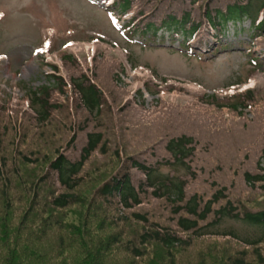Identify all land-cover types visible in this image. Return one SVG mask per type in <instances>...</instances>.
I'll return each instance as SVG.
<instances>
[{
    "label": "rangeland",
    "instance_id": "obj_1",
    "mask_svg": "<svg viewBox=\"0 0 264 264\" xmlns=\"http://www.w3.org/2000/svg\"><path fill=\"white\" fill-rule=\"evenodd\" d=\"M109 1L0 0V182L7 179L4 187L12 192L10 208H2L1 217L8 234L27 253L16 259L20 264H46V256L40 261L37 257L57 244L56 225L75 223L90 228L101 248L110 233L126 234L118 252H104L101 260L91 253L100 264H132L131 260L133 264H231L240 254L249 264H264V259L256 260L254 247L223 235L251 240L260 229L227 217L202 231L214 235L193 238L186 247L167 251L147 243L141 245L138 259L125 253L139 241L138 230L151 229L150 225L186 236L175 227L172 206L163 200L142 197L135 212L149 216L144 225L97 193L120 169L134 171L129 158L147 156L148 151H143L147 146L171 135L183 132L195 142L190 163L195 177L188 180L187 195L196 193L205 200L214 182L227 187L238 210L264 207V190H245L241 176L243 170L255 172L257 155L264 148V42L250 36L246 19L228 22L216 39L209 38L192 53L178 47L180 35L184 37L180 31L176 38L162 28L141 38L130 37L121 28L124 17L118 18L116 10L102 3ZM108 11L115 25L109 23ZM249 56L256 58V67ZM70 76L86 77L101 93L98 114L84 110ZM43 88L47 90L44 118L32 100ZM90 132L101 133L102 143L84 163L82 182L70 192L78 201L54 209L50 200L65 190L55 182L48 163L58 153L77 158ZM225 148L230 152L222 154ZM159 171L162 176L170 172ZM30 203L36 211L32 215L27 214ZM46 211L55 218L56 213L62 216L45 220ZM66 232L75 236L78 229ZM257 248L263 254L264 242ZM75 252L73 258L68 251L63 256L82 257Z\"/></svg>",
    "mask_w": 264,
    "mask_h": 264
},
{
    "label": "trees",
    "instance_id": "obj_2",
    "mask_svg": "<svg viewBox=\"0 0 264 264\" xmlns=\"http://www.w3.org/2000/svg\"><path fill=\"white\" fill-rule=\"evenodd\" d=\"M111 6L115 7L119 13L128 16L127 26L131 31H138L141 34L145 32L154 34L157 29L162 28L169 30L170 35L178 34L180 31L184 38L191 41L190 43H187L186 40L182 41L181 45H185V47L204 46L209 38L216 39L228 22H242L243 19L248 20V28L252 30L250 36L254 38V41L257 43L264 42V36H262L264 33V0H111ZM247 46L246 48L250 47V45ZM249 57V62L256 67L258 65L256 58ZM51 69L55 71L54 68ZM55 79L56 82L59 80L58 84L59 82L62 83V80L56 75ZM69 79L74 85L84 110L88 113L98 114L101 109V93L95 85L90 81L88 82L84 76L80 78L70 76ZM249 91L247 89L246 93ZM39 92L40 95H38L39 93L34 94L32 100L37 101V111L44 118L46 114L43 112V108L46 107L45 95L47 90L43 88ZM40 96L43 100L40 99ZM213 98L214 96L210 97V99ZM241 98H243L242 94ZM220 107L222 109L228 106L220 105ZM231 107L235 108L236 105ZM100 143H102L101 133H87L85 144L80 149L77 158H70L58 153L49 161L48 169L55 182L65 190V192L54 195L50 200L52 208L61 210L78 201V199L76 200L77 197L70 192L82 182L79 177L80 171ZM100 149L103 150V146L100 145ZM145 150L148 151L147 156L129 158V165L130 168L134 169L133 172L120 169L115 176L97 188V193L104 196L106 200L113 201L120 210L127 212L133 220L144 225L148 224L147 218L149 216L144 212H135V209L142 204V197L150 196L156 200H163L172 206L175 227L186 233V236L182 237L176 231L166 229L158 224L150 225L152 226L151 229H148L147 226L148 228L138 230L141 234L137 235L139 241L134 244L137 247L125 249V253L132 257L131 259H138L142 253L140 251V249L142 250L141 245H147V243H155L170 251L174 248L188 246L193 238L214 235L202 231L208 228L207 225H212L227 217L241 220L260 229V235L251 240H238V237L231 233H223V235L231 236L232 239L244 246L254 247L253 254L256 260L259 263L263 262L264 251L261 254L257 247L264 242V207L240 211L233 203L234 200L232 201L227 195V187L216 185L214 182L210 183L214 186L212 187V194L205 200L196 193L186 194L188 180L195 177V171L190 165L195 150V142L189 134L182 132L171 135L165 140H158L154 146H147L143 151ZM229 152L230 150L225 148L222 154ZM22 159L31 163L25 156ZM256 160L255 172L249 170L241 172L242 185L247 191L258 188L264 190V148L257 155ZM235 167L237 166L232 168ZM161 168H168L170 172L162 176L159 171ZM180 170H183L182 175L184 176L178 174ZM186 177L187 181L185 180ZM3 182L7 183V179H4ZM3 182H0V195L3 198L0 199V264H20L16 258L19 256L26 257L27 253L23 251L16 237L12 238L10 236L12 234H8V226L2 225V208L6 210L10 208L8 195H12L10 188H5ZM35 198L36 195H34V200ZM29 209L27 213L29 215L36 212L32 203H30ZM46 213L51 215H47L45 218L49 221H56L62 216L56 213L58 218H55L51 211H46ZM209 216H213V219L204 222ZM44 217L42 216L41 219ZM3 220L7 222V211L4 213ZM20 224L23 228L28 226L24 220ZM73 224H70L69 227L61 224L56 225L54 231L58 236V242L55 246L42 250L37 257L39 261L43 259V256H46V264H90L91 262L100 264L97 261V256H100L99 260H101L104 252H118L121 249L119 244L122 235L126 237V234L122 233L121 230H116L114 234L110 233L106 237L105 246L101 248L99 246L100 240L90 231V228ZM73 229H78V234L68 237L70 232L66 231ZM62 231H64L63 234ZM44 242H46V238H44ZM74 250L83 253L82 257L67 259L63 256L68 251L67 255L73 258L76 254ZM93 252L97 253L95 259L91 257ZM133 261L131 260L132 264ZM231 264L249 263L240 254L233 259Z\"/></svg>",
    "mask_w": 264,
    "mask_h": 264
}]
</instances>
